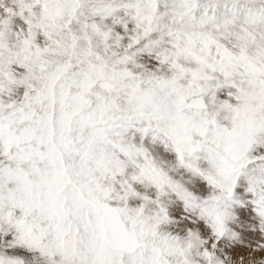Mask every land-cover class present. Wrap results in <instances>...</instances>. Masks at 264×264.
<instances>
[{
    "label": "snow or ice",
    "instance_id": "1",
    "mask_svg": "<svg viewBox=\"0 0 264 264\" xmlns=\"http://www.w3.org/2000/svg\"><path fill=\"white\" fill-rule=\"evenodd\" d=\"M0 264H264V0H0Z\"/></svg>",
    "mask_w": 264,
    "mask_h": 264
}]
</instances>
